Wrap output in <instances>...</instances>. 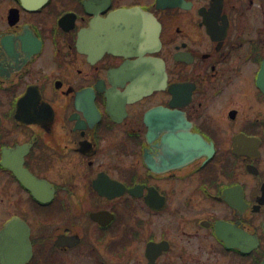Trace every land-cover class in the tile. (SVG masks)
<instances>
[{"label":"flooded vegetation","instance_id":"flooded-vegetation-1","mask_svg":"<svg viewBox=\"0 0 264 264\" xmlns=\"http://www.w3.org/2000/svg\"><path fill=\"white\" fill-rule=\"evenodd\" d=\"M0 264H264V0H0Z\"/></svg>","mask_w":264,"mask_h":264},{"label":"water","instance_id":"water-1","mask_svg":"<svg viewBox=\"0 0 264 264\" xmlns=\"http://www.w3.org/2000/svg\"><path fill=\"white\" fill-rule=\"evenodd\" d=\"M30 7H40L46 4L49 0H23Z\"/></svg>","mask_w":264,"mask_h":264}]
</instances>
